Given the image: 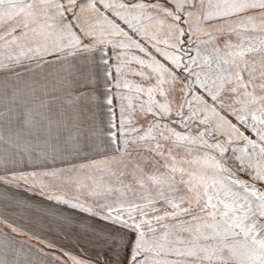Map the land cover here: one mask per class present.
I'll use <instances>...</instances> for the list:
<instances>
[{
  "label": "snow or ice",
  "instance_id": "snow-or-ice-1",
  "mask_svg": "<svg viewBox=\"0 0 264 264\" xmlns=\"http://www.w3.org/2000/svg\"><path fill=\"white\" fill-rule=\"evenodd\" d=\"M0 203V264H264V0H0Z\"/></svg>",
  "mask_w": 264,
  "mask_h": 264
},
{
  "label": "crops",
  "instance_id": "crops-1",
  "mask_svg": "<svg viewBox=\"0 0 264 264\" xmlns=\"http://www.w3.org/2000/svg\"><path fill=\"white\" fill-rule=\"evenodd\" d=\"M49 71H55V69H50ZM3 86H11V85H3ZM16 212V219L21 224L27 225L32 231H36L39 233L44 232H53L57 231V225L51 219L42 217L38 214L35 209H23V210H14ZM4 212V206L0 203V213ZM87 223L91 224L92 221H87ZM79 227L78 224H74L73 228ZM65 232L72 233L71 228H65ZM20 239H27L26 237H19ZM75 233H72L67 239H65V243L74 242Z\"/></svg>",
  "mask_w": 264,
  "mask_h": 264
}]
</instances>
